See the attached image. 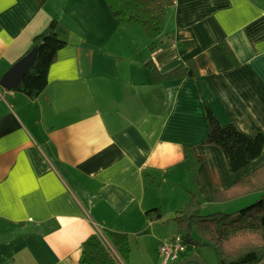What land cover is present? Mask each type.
Returning a JSON list of instances; mask_svg holds the SVG:
<instances>
[{
  "label": "crops",
  "instance_id": "0c3cea01",
  "mask_svg": "<svg viewBox=\"0 0 264 264\" xmlns=\"http://www.w3.org/2000/svg\"><path fill=\"white\" fill-rule=\"evenodd\" d=\"M164 1L151 41L105 0H0V81L52 20L67 42L38 98L0 86V264H79L83 242L106 230L130 243L146 233L137 238L161 257L164 230L177 231L195 195L203 211L257 194L214 203L264 165V150L232 172L204 141L207 108L264 134V0ZM190 62L196 78L160 84L147 66L165 74Z\"/></svg>",
  "mask_w": 264,
  "mask_h": 264
},
{
  "label": "trees",
  "instance_id": "16d2710c",
  "mask_svg": "<svg viewBox=\"0 0 264 264\" xmlns=\"http://www.w3.org/2000/svg\"><path fill=\"white\" fill-rule=\"evenodd\" d=\"M105 1L112 16L121 24L141 26L151 41L163 34L167 16L164 0ZM60 30L59 22L52 20L41 34L33 38L31 50L38 48L37 59L16 89L30 99H36L44 93L49 68L56 61L58 52L67 44L60 37ZM147 66L152 72L154 84L198 76V70L192 62L165 74L160 73L152 63ZM207 120L210 130L204 144L219 147L232 172L246 167L262 155L263 133L249 136L234 124L222 125L208 108ZM253 193L262 195L253 204L233 214L217 212L202 215V205L193 197L173 218L177 235L181 236L187 247L196 251L199 247L215 249L219 254V264L264 263V165L232 186L216 191L212 201L229 202ZM151 214L161 218L159 209L149 211L148 215ZM131 252L127 234L106 230L92 234L83 242L79 264H122L123 260L129 259ZM172 264L207 263L198 255L186 252L179 261Z\"/></svg>",
  "mask_w": 264,
  "mask_h": 264
},
{
  "label": "rangeland",
  "instance_id": "374dc122",
  "mask_svg": "<svg viewBox=\"0 0 264 264\" xmlns=\"http://www.w3.org/2000/svg\"><path fill=\"white\" fill-rule=\"evenodd\" d=\"M178 193L182 194L181 188H178ZM261 193H257L253 196L244 197L242 200H239L237 202L231 203L228 208H223L222 206H219V208H210L213 207V204L209 205L208 209L207 207H204L202 213L204 215L213 214L217 212L227 213V214H233L237 213L238 211L242 210L243 208L253 204L256 200L260 199ZM196 197V195L194 196ZM182 198V197H180ZM198 197H196L197 199ZM182 206V205H179ZM183 207H179V210H181ZM178 210V211H179ZM234 210V211H231ZM236 210V211H235ZM238 210V211H237ZM171 225H168L167 230H164V238H174L176 235V228H173L172 230L169 228ZM175 227V226H174ZM146 234V233H144ZM144 234L138 233V236L131 235V248L132 252L130 254V257L128 260H123V264H163V258H161L157 252L149 245L148 240L145 238H137V237H143ZM194 236H196V233L194 232ZM171 240V239H170ZM198 255L200 259L205 261L207 264H219V254L218 252L210 247H199L196 250L193 248H190V254Z\"/></svg>",
  "mask_w": 264,
  "mask_h": 264
},
{
  "label": "water",
  "instance_id": "95a60500",
  "mask_svg": "<svg viewBox=\"0 0 264 264\" xmlns=\"http://www.w3.org/2000/svg\"><path fill=\"white\" fill-rule=\"evenodd\" d=\"M38 48H33L27 55L15 63L2 77L0 86L4 89H17L24 76L31 71L37 59Z\"/></svg>",
  "mask_w": 264,
  "mask_h": 264
},
{
  "label": "built area",
  "instance_id": "2783aa9c",
  "mask_svg": "<svg viewBox=\"0 0 264 264\" xmlns=\"http://www.w3.org/2000/svg\"><path fill=\"white\" fill-rule=\"evenodd\" d=\"M186 252L187 245L179 235H176L170 242L163 243L159 250L164 264H172L179 261Z\"/></svg>",
  "mask_w": 264,
  "mask_h": 264
}]
</instances>
